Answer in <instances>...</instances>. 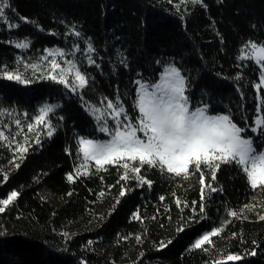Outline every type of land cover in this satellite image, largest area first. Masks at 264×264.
<instances>
[{
  "label": "trees",
  "instance_id": "trees-1",
  "mask_svg": "<svg viewBox=\"0 0 264 264\" xmlns=\"http://www.w3.org/2000/svg\"><path fill=\"white\" fill-rule=\"evenodd\" d=\"M7 2L0 19V68L15 70L18 60L61 49L91 79L78 93L50 79L21 84L0 78V110L30 116L45 105L56 106L49 115L54 134L42 131L40 143H29L22 159L0 146V199L20 192L0 213V264H211L229 254L243 259L227 264H264V221L258 218L264 215V191L253 190L234 164L221 165L215 181L205 171V185L211 187L199 183V174L185 180L147 166L141 174L152 183L141 186L121 180L119 165L97 173L94 161L85 162L90 174L76 175L84 162L78 138H103L85 105L100 107L105 97L119 98L135 119V81L158 80L170 62L188 78L186 94L193 104L230 115L254 138L257 151L264 149V134L250 131L264 115V84L255 87L261 69L240 59L249 41L264 43V0H203L205 6L180 0ZM73 26L81 37L72 34ZM20 41L29 47L16 48ZM89 42L96 65L85 58ZM221 226L214 247L206 245L207 252L193 247Z\"/></svg>",
  "mask_w": 264,
  "mask_h": 264
},
{
  "label": "snow or ice",
  "instance_id": "snow-or-ice-1",
  "mask_svg": "<svg viewBox=\"0 0 264 264\" xmlns=\"http://www.w3.org/2000/svg\"><path fill=\"white\" fill-rule=\"evenodd\" d=\"M169 2L171 3L172 0ZM186 3L205 6L203 0H180V4ZM180 4L176 5L177 8L180 7ZM9 7L10 4L7 0H0V19L5 17V10ZM7 26L11 28L20 25L7 24ZM72 34L81 37V32L76 31L75 26H73ZM29 45L28 41L15 43V47L19 49H27ZM245 49H250L251 53L247 59L260 66V82L255 85L257 90H260L261 85L264 84V43L258 44L249 41L245 45ZM75 51H80V49L76 47ZM94 51L93 45L89 42L85 53L88 64L96 65V61L91 55ZM54 54L60 57L66 55L61 49L56 50L55 53L48 50V55L43 59L48 60V57ZM72 55L74 56L75 52ZM120 63H127L123 54H120ZM17 65H23L25 69L33 71L40 68L39 63L30 64L22 60H18ZM0 78L14 80L21 84L31 82L19 67L15 70H8L6 65L0 68ZM46 78L56 81L72 91L84 89L89 85L91 79L81 71L78 62L74 59H67L63 64L52 59L49 62ZM135 84L137 85L133 100V109L137 113L135 119L129 116L123 101L119 98L114 102L105 97L101 101L104 104L103 108L93 106L92 111L96 114L95 119L99 124V130L110 138L103 141L80 138V151L83 153L84 162L77 169L76 175L90 174L85 162L94 161L97 173L107 171L106 165H119L124 170L121 180L134 179L141 186L147 184L150 187L152 183L141 174V170L147 166L185 180L199 174V183L202 186L211 187L205 185V171L208 172L211 180L215 181L216 172L221 168V165L234 164L245 173L253 190L264 191V149L257 151L253 140L243 135L247 129L239 127L233 122L230 115H211L207 104L202 102L193 104L190 95L186 94L190 92L188 78L175 63L163 66L158 80L145 82L138 79ZM261 104L264 107V98H262ZM55 107L54 105L41 107L34 122L26 125L27 132H33L38 126L43 125L48 129L46 135L51 137L56 129L51 124L49 113H52ZM5 114H10L8 109L0 110V116ZM14 123L19 127L21 120L15 119ZM255 123L258 127H254L252 131H260L261 134H264V115L259 116ZM5 127L7 125L0 127V141L8 142V146L11 147L12 139L5 134ZM21 132L23 129L17 131L14 136L20 135ZM28 140V135L24 133L23 143L16 141L15 152L19 153L21 159L23 154L28 151L26 147ZM36 143H40L39 135L36 137ZM16 167L18 168L19 164ZM130 173L133 175L130 176ZM67 178L72 181L73 175L69 174ZM4 180H7V175L4 176ZM211 191L215 192L217 189L211 188ZM19 195L20 192L14 190L7 198L0 199V213L5 212L6 208L13 204ZM100 195L103 196L104 193L102 192ZM119 195L121 197L125 195L123 188ZM203 198L202 187L201 199L203 200ZM160 199L163 200L164 197ZM116 202L119 203V200ZM181 203L177 198V206H180ZM250 207L254 208L255 205H245V208ZM204 212L205 208L202 204L200 213ZM229 215L239 217V213L234 210H230ZM135 218L141 219L139 215H136ZM258 218L264 221V215H259ZM178 231H183V227ZM222 231L223 226L203 234L195 240L193 247L207 252L209 249L205 246L214 247L212 238L218 237ZM65 235L68 234L65 233ZM139 239L140 237H137V240ZM91 243L89 241V244ZM251 254L255 255V252ZM242 259L241 255L229 254L223 259L213 260L211 264H227L228 261L236 262Z\"/></svg>",
  "mask_w": 264,
  "mask_h": 264
},
{
  "label": "rangeland",
  "instance_id": "rangeland-1",
  "mask_svg": "<svg viewBox=\"0 0 264 264\" xmlns=\"http://www.w3.org/2000/svg\"><path fill=\"white\" fill-rule=\"evenodd\" d=\"M56 50L58 49H52V51L55 53ZM65 52V51H64ZM65 56L64 57H60L58 55H53V56H49L48 57V60H44L43 57L47 56L48 55V51L45 52V54L43 56H41L40 58H37V59H26V60H22L24 61L25 63H30V64H35V63H39L40 65V68L33 71L31 69H25L23 67V65H19V68H20V71L27 77V78H37V79H47V74H48V67H49V62L52 60V59H56L58 62H61L63 64V62L67 59H74L72 56H70L69 54H67L65 52ZM250 49H244L243 53L241 54V61L243 62H253L254 64H256L254 61L252 60H249L247 59V57L250 55ZM243 57V59H242ZM170 63H173V62H170ZM169 64V63H167ZM165 64V65H167ZM79 65V64H78ZM164 65V66H165ZM176 65V64H175ZM257 65V64H256ZM177 66V65H176ZM259 68L260 66L257 65ZM69 80H71V77H69ZM83 89H77L75 92H78V93H81ZM86 107V110L89 114V116L97 123V120L95 119V113L92 111V108L93 106L92 105H89V104H86L85 105ZM104 107V104L102 106H100V108H103ZM10 114H5L4 116H0V119H1V123H0V127H3L4 125H7V127L4 128V131H5V134L6 135H9L10 136V139H12V144H11V147L8 146V142H5V141H0V146H4L8 149H11L15 154H16V158L19 157V153H16L15 152V148H16V141H19L21 143H23V135L24 133H26L29 137V140H28V143L26 144V147L28 146L29 143H31L32 141L36 140V137L37 135H39L42 131H46L47 130V127L43 126V125H40L37 127L36 130H34L33 132H27V127L26 125L28 123H32L34 122V118L36 115L39 114V111L37 113H35L34 115H30V116H27V115H20V114H15L13 112H9ZM50 114H53L52 113H49ZM209 114L211 115H228V114H213L209 108ZM130 116V115H129ZM15 119H20L21 120V125L18 127L14 121ZM239 126V125H238ZM240 127V126H239ZM255 127H258L257 125ZM20 129H23V132H21L20 135H15L14 134L19 131ZM97 132L98 134L102 135L103 138H98L97 140H106V139H109L110 137L107 136V134L101 132L99 130V124L97 123ZM253 128L250 129V131H252ZM255 135L258 133V131H252ZM245 135V133L243 134ZM13 136H14V139H13ZM246 136V135H245ZM248 137V136H246ZM80 138H86V137H79L78 140H77V143H78V146L81 147L80 143H79V140ZM253 140L254 142V138L252 137H249ZM87 139H92V138H87ZM255 145V144H254Z\"/></svg>",
  "mask_w": 264,
  "mask_h": 264
}]
</instances>
